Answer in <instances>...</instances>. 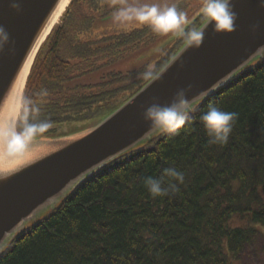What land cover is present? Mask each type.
<instances>
[{
  "label": "trees",
  "instance_id": "16d2710c",
  "mask_svg": "<svg viewBox=\"0 0 264 264\" xmlns=\"http://www.w3.org/2000/svg\"><path fill=\"white\" fill-rule=\"evenodd\" d=\"M108 1L72 0L61 26L35 60L17 124L19 135H66L112 113L150 81L205 20L193 22L155 69L103 74L160 36L158 27H144L86 39L98 19L112 14L106 9ZM95 75L106 76L95 83L88 80ZM209 103L237 114L224 145L210 143L200 121ZM170 168L183 175V182L166 178L165 187L174 183L176 190L153 197L145 180L160 179ZM261 229L264 60L201 102L178 132H160L88 178L19 234L0 256V264H239L264 253Z\"/></svg>",
  "mask_w": 264,
  "mask_h": 264
},
{
  "label": "water",
  "instance_id": "95a60500",
  "mask_svg": "<svg viewBox=\"0 0 264 264\" xmlns=\"http://www.w3.org/2000/svg\"><path fill=\"white\" fill-rule=\"evenodd\" d=\"M67 1L0 0V256L88 178L160 133L149 132L144 117L149 106L167 105L183 89L195 98L194 110L264 60V0H224L173 58L112 113L66 135H18L29 76L72 2L61 14ZM225 14L230 23L221 28Z\"/></svg>",
  "mask_w": 264,
  "mask_h": 264
},
{
  "label": "rangeland",
  "instance_id": "374dc122",
  "mask_svg": "<svg viewBox=\"0 0 264 264\" xmlns=\"http://www.w3.org/2000/svg\"><path fill=\"white\" fill-rule=\"evenodd\" d=\"M220 1L221 0H110L106 4V9L113 10L112 14L106 19H98L94 24L92 32L87 34L89 36H87L86 39L90 38L92 40L96 36L113 33L115 31L158 27L160 36H158L151 45L136 51L125 59L119 60L101 72L103 74H106V72L127 73L140 70L144 67L155 69L157 67V62L161 58L164 59L166 54H170L177 48L180 42L175 47L174 43L184 31L193 22L196 24L202 17L204 19L209 17V15L221 5L220 3H222V1ZM61 24L62 18L58 25L61 26ZM190 39L191 37L185 41L184 45ZM183 46H181L180 49ZM175 54L169 55L168 57H171L169 60H171ZM169 60L167 62H169ZM167 62L164 65H166ZM104 76L106 75H95L89 77L88 80L95 83ZM125 99H127V97H125ZM237 225H240V222H237ZM261 232L264 234V229H261ZM261 253H258L257 257L254 259L245 258L244 262H240L239 264H264V253Z\"/></svg>",
  "mask_w": 264,
  "mask_h": 264
},
{
  "label": "clouds",
  "instance_id": "9594fccd",
  "mask_svg": "<svg viewBox=\"0 0 264 264\" xmlns=\"http://www.w3.org/2000/svg\"><path fill=\"white\" fill-rule=\"evenodd\" d=\"M223 7V5H221ZM230 20L227 14L224 16V27ZM195 98L189 99L185 90H180L173 101L167 105L154 103L144 111V117L149 122V132L176 133L183 127L193 111ZM237 119V114L222 111L217 105L209 103L207 110L200 116V121L210 136V143L224 145L228 142L232 132L233 123ZM183 182V175L174 169H166L164 177L160 179L147 178L145 185L153 197L166 195L169 190H176V184L169 183L165 187V179Z\"/></svg>",
  "mask_w": 264,
  "mask_h": 264
},
{
  "label": "bare ground",
  "instance_id": "6f19581e",
  "mask_svg": "<svg viewBox=\"0 0 264 264\" xmlns=\"http://www.w3.org/2000/svg\"><path fill=\"white\" fill-rule=\"evenodd\" d=\"M69 3H70V0H68L67 3H66V5L63 6V8H62V10H61V11H62L61 14L64 13V11L66 10V6H67ZM22 87H23V86H22ZM21 95H22V94H21ZM20 99H21V97H20ZM19 104H20V103H19ZM19 104H18V108H17L16 116L19 115V111H20V108H21V104H20V105H19ZM11 137H12V139H14V140H18V135L16 134V131H12V133H11ZM14 140H12V144H15V143H16ZM6 142H7V145L10 146L9 143H8V137L6 138ZM8 146H7V147H8Z\"/></svg>",
  "mask_w": 264,
  "mask_h": 264
},
{
  "label": "flooded vegetation",
  "instance_id": "af4514ba",
  "mask_svg": "<svg viewBox=\"0 0 264 264\" xmlns=\"http://www.w3.org/2000/svg\"><path fill=\"white\" fill-rule=\"evenodd\" d=\"M202 19H204V18L202 17ZM202 19H201V22L203 21ZM198 24H199V21L196 23V25H198Z\"/></svg>",
  "mask_w": 264,
  "mask_h": 264
}]
</instances>
